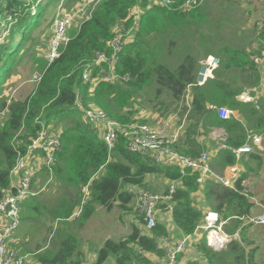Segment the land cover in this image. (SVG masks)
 Wrapping results in <instances>:
<instances>
[{"label":"trees","instance_id":"1","mask_svg":"<svg viewBox=\"0 0 264 264\" xmlns=\"http://www.w3.org/2000/svg\"><path fill=\"white\" fill-rule=\"evenodd\" d=\"M53 1L58 3L61 0ZM85 1L88 0H66L64 8L74 6L73 3L79 6ZM138 1L144 11L141 26L115 63V71L121 76L128 75L129 80H104L100 75L104 74L108 65L97 64L95 59L100 52L111 55L110 41L121 23L131 24V11ZM176 1L180 5L186 0ZM28 2L0 0V199L15 191L11 171L17 163L18 152L13 140L16 136L26 142L31 140L41 129V124L37 122L39 118L58 131L62 148L57 153L54 176L59 192L54 191L55 195L39 202L36 209L38 212L44 210L50 219L58 221L60 226L64 225L62 229L67 227V230L55 231L58 239L56 250L48 255H38L39 263L82 264L84 254L79 249V236L72 225L76 222L80 227L84 225L97 206L109 210L118 202L126 210L133 199L128 191L130 186L168 193L171 183L175 182L176 191L164 206L170 209L169 215L173 217L175 226L185 234H193L203 223L201 202L225 219L236 218L232 231L238 229L240 222L237 219L248 217L253 207L250 198L241 192L244 182L253 171L264 168L263 154L252 152L238 162L234 153L250 135L264 134V104L260 102L261 105L257 106L238 99L246 88L257 86L260 82L261 71L253 62L257 50L252 52L230 44L223 45L217 52L221 64L215 71L216 78L198 85L199 60L193 52L186 54L174 69L160 62V54L165 52L169 37L184 35L189 31V24L206 21L204 6L180 10L153 5L152 0H101L91 19L82 25L58 58L51 64L42 55L32 61L38 65L43 77L38 84L27 85L23 80V69L19 68L27 64L28 54L40 44L35 31L40 27L48 7L45 1L40 0L34 11ZM3 26L4 29L10 28L6 34L1 32ZM174 42L177 43H171ZM209 52L213 51L206 53ZM87 64L93 67V78L100 77L94 85L84 81ZM14 75L18 76L12 83ZM152 84L157 86V97L167 92L176 101L184 98L188 87L192 88L191 116L196 123L190 128V134L197 132L200 118L204 126L209 124L226 131L225 147L217 150L214 160L221 168L238 163L242 165L234 188L224 187L214 178H208L201 185L198 183L200 172L186 168L182 173L175 166L161 165L148 155L132 152L123 136L115 149L109 151L101 131L86 124L82 113L74 106L79 93L85 106L101 108L109 118L128 123L136 120L134 117L139 114L135 107L138 96ZM208 103L211 108L206 107ZM222 106L233 109L236 116L222 119L216 109ZM74 111L79 113V121L74 125L60 129L52 120ZM175 147L180 153L193 158H199L204 152V146L195 139L189 142L187 148ZM151 175H159L167 181L165 190L158 192L150 185L147 177ZM86 185L90 186L91 195L82 205V188ZM135 217H131L130 234L120 240L110 238L105 241L99 250L97 264H106L110 260L115 264H154L139 253L141 250L146 254L162 255L155 237L168 235V227L160 222L147 230L145 216L136 212ZM199 250L203 258L188 264H247L248 261L247 250L238 241H232L227 249L221 251H215L203 241Z\"/></svg>","mask_w":264,"mask_h":264},{"label":"built area","instance_id":"2","mask_svg":"<svg viewBox=\"0 0 264 264\" xmlns=\"http://www.w3.org/2000/svg\"><path fill=\"white\" fill-rule=\"evenodd\" d=\"M28 1L31 2V0ZM100 1L101 0H88L79 6H74L71 10H67V8H64L63 4H60L55 13L50 31V41L47 47L41 50L39 46L38 49L40 50L37 49L48 64H51L61 55L62 49L65 48L72 40L73 36L79 32L82 25L91 19ZM152 1L153 5L169 9L192 10L201 5L204 0H186L180 5L177 4L176 0ZM249 2L259 5L264 2V0H249ZM30 4H32V8H34V3ZM143 13L141 2L138 1L131 11V24L121 23L115 31L109 44L112 50L111 55L105 52L98 53L95 63H106L108 65V69L104 71L103 75H100L102 79L112 82L122 79L129 80L128 75L121 76L115 71V63L119 60L120 53L123 51L125 45L134 39L135 32L138 31L141 26ZM75 20H77V27L74 32H71L70 28ZM0 21H2L1 16ZM255 29L258 31L259 35L264 33V20L257 21ZM0 40L2 39L0 38ZM253 62L261 71L260 82L257 86L245 90L238 96V99L244 102H252L258 106V98H264V47L253 55ZM220 64L221 59L214 55H209L201 60L200 68L197 73L198 85H203L208 79L214 77V72L220 67ZM92 68L91 64H87L83 78L86 83L94 85L100 77L93 78ZM42 77L43 73L41 71H36L34 74V81L38 84ZM74 106L82 113L83 120L86 124L91 125L97 131H101L102 137L109 147V151L115 149L119 138L123 136L127 140L129 150L132 152L148 155L152 157L156 163L161 165L175 166L182 173H184L186 168L200 172L198 178V183L200 184H203L208 178H214L222 186L234 188L233 181L236 178L237 170H239L237 165L233 166V173L230 175L218 173L214 171L210 165V153L208 151H204L199 158L184 155L174 146L177 140L176 137L164 134L157 128L137 120L128 123H119L109 118L107 112L103 109L94 106H85L79 93L74 102ZM216 109L222 119H230L236 116L235 111L229 107L222 106ZM37 122L41 124V129L37 131L36 135L31 140L26 142L24 139H19L17 136L13 140V145L18 152L17 163L11 171L12 185L15 191L8 192L0 199V264H25L24 260L26 257L21 255L16 249L10 248L8 242L21 225V207L23 202L28 196H35L40 192L35 190L36 178L42 172L49 175L50 181L53 180L55 176L57 153L62 148L61 139L56 129L47 126L45 122L41 121L39 118ZM252 152L264 154V136L262 134L250 135L244 145L234 150L238 162L241 161L242 158L248 157ZM128 191L133 196L135 211L145 216L146 229L150 230L158 223L167 220L171 211L165 208L164 205L172 199L173 193L176 191V183H171L168 193H155L149 189L138 186H130ZM241 192L243 195L250 198L252 202L256 203V198L252 194L248 181L245 182ZM82 193L83 205L90 198V186H84L82 188ZM162 215L165 216L161 218ZM243 219H247L259 225H264V209L258 215L250 214ZM228 221V218H223L217 211L209 210L204 214L203 223L198 226L197 230L202 229L206 231L207 244L209 247L214 250H221L230 243L229 236L224 232V227ZM192 235L193 234H185L180 240H175L168 235L156 236L155 239L158 249L162 250L161 257L165 260V262L160 264H182L180 259L182 254L186 251ZM139 253L152 260L154 264H158V262H154V260L159 258V255L146 254L142 250L139 251Z\"/></svg>","mask_w":264,"mask_h":264},{"label":"rangeland","instance_id":"3","mask_svg":"<svg viewBox=\"0 0 264 264\" xmlns=\"http://www.w3.org/2000/svg\"><path fill=\"white\" fill-rule=\"evenodd\" d=\"M41 1H45L44 4L46 3L48 5L43 21L40 27L35 31V36L39 38V43H41L40 49L42 50L47 47L46 43L50 41V31L52 28L51 25L54 14L60 4H63L64 6L66 0H61L58 3L53 0ZM30 3H35V1L32 2L31 0L29 4ZM239 4L240 2L235 0H204L200 6H204V9L206 10V21L198 24H189L187 26L189 31H187V33L185 32L186 34L183 36L179 35L182 37H169L165 52H161L160 54V62L174 69L180 62H182L188 53L193 52V55L199 57L207 51L218 52L225 44L234 46L235 43L240 41L238 32L243 31V26L248 25L246 17L242 11V7L240 6L241 8H238ZM72 5L75 6L76 4L73 3ZM74 6L68 8L67 10H71ZM35 9H37V7H35ZM76 27L77 20H75L71 26L70 31L74 32ZM4 28L5 26L2 27L1 32L6 34L10 28ZM249 36H251V34H249ZM173 41H177V43H171ZM38 48L39 44L33 52L30 51L28 54L27 64H23L19 68L23 69L24 74L22 76L27 85L36 83L34 81V74L39 70L38 65L33 63L32 59H35V55H38V50H40ZM17 76L18 75H14L12 77V83L15 82V78ZM10 86H12V84ZM156 88L157 86L152 84L149 89H146V91L142 92L141 95L138 96L135 107L139 110V114L134 117V119L137 121L142 120L144 123L157 128L159 131H161L160 129H162V126L166 127L167 125L172 124L169 123L167 119L173 118H168V116H178V118H176L177 124H182L183 119L188 120L192 113L190 114V112L185 110L187 101L186 97H184L181 101H176L172 99L167 92H164L163 95L157 97ZM1 118L2 116H0V119ZM52 120L60 126V129L66 128L79 121V113L74 111L70 115H60L54 117ZM216 139H221L220 143L224 140L223 136H217ZM149 177V183L154 188H157V185L161 188L164 186V182L157 179L156 176L154 177L151 175ZM35 183V190L40 192L35 196H28V198L23 202L21 207V218L23 222H21L20 227L11 236L8 242V246L10 248L17 249L21 255L26 254L29 250H34L40 243L45 242V239L47 238L46 234H48L47 229L50 227L45 228L42 224H46V219H52H50L44 210L38 212L36 207L39 206V202H44L51 195H55L53 194L54 191H57L56 193L59 192L55 179L50 181L49 175L45 172H42L36 178ZM134 204L135 202L132 199V201L127 205L126 210L123 209L118 202H116L109 210L103 206H97L95 213L84 223V225H81L80 227L79 223L76 222L74 224V228L78 232L81 230L84 240L83 242L87 246L86 248H92V236L90 235L93 233L96 234V238L93 240L94 244L97 246L96 248H98V246L107 238L120 240L124 238L126 234H130L132 231L131 223H133L131 217L133 216V219L136 218ZM101 213H105L104 216H102ZM57 223L59 224V222ZM55 224L56 222L53 221V228L56 227ZM63 226L58 227V230H67V227L62 229ZM82 228L84 229L82 230ZM89 241L91 243H89ZM27 257L28 255L24 260L25 264L32 261V256L29 258Z\"/></svg>","mask_w":264,"mask_h":264},{"label":"crops","instance_id":"4","mask_svg":"<svg viewBox=\"0 0 264 264\" xmlns=\"http://www.w3.org/2000/svg\"><path fill=\"white\" fill-rule=\"evenodd\" d=\"M235 1L240 2V4L238 5V8L240 9L242 7V11L244 13V16L246 17V21L248 25H245L242 27L243 31L238 32L240 41L235 43L234 47L244 48L252 52H255L256 50L258 51L261 46L264 47V33L259 35L258 31L255 29V25L257 21L264 20V2L260 3L259 5H256L254 3H250L249 0H235ZM249 34H251V36H249ZM181 35L183 36V34ZM37 54H38L37 56L35 55V59H37L38 56L41 55L39 51ZM209 55H214L218 57L219 54L217 52H209V53L205 52L201 56L197 57V59L199 60L198 69L200 68V61ZM35 59H32V60H35ZM212 78H216L215 72H214V77ZM247 89L248 88H246L245 90ZM184 97H186L187 99L185 110L187 112H190L191 114L193 113V105H192L193 92H192L191 87H188V89L185 92ZM260 102L261 104H264L263 97L258 98V105L260 104ZM206 107L211 108V105L208 103ZM170 117L173 119H167V121H169V123H172V124H169L166 127L162 126V129L160 130L164 134L176 137L177 140L175 142V146L178 145L180 148H187L189 142L195 139L199 145L204 146L203 148L204 151H208L210 153V165L212 166L214 171L221 173V174H226V175H230L233 173L232 172L233 166L221 168L218 166V164L214 160L216 157L217 150L219 148L225 147L223 144L224 140H222L223 142L220 143L221 139H216L217 136H223L224 139L226 138L227 133L223 128L217 127V126H211L209 124L204 126V124L201 121L202 119L199 117L200 120L198 121L199 124L197 126V132L190 134L189 133L190 128L192 127L194 123H196L195 119L191 115L188 118V120L183 119L182 124H179V123L177 124L176 118H178V116L176 115L168 116V118ZM262 135L264 136V134ZM236 165L238 166L239 170H237L236 178L233 181L234 187H235V180L240 176L242 172V165H240L239 163ZM153 176L154 177L156 176L157 179L164 182V186H162V188L159 187V185H157L158 192L165 190L168 184L167 181L161 176H158V175H153ZM149 178L150 177L148 176L147 177L148 181H149ZM247 181L249 183V187L252 190L253 196L256 198V203H257L256 204L251 201L253 203L251 214L258 215L264 209V168L258 171L256 170L253 171L252 175ZM200 207L202 211H204V214L206 213V211L212 210L206 205L205 202H201ZM104 214L105 213H101L102 216H104ZM164 216L165 215H162L161 218H163ZM237 220L240 222V227H238V229H236L235 231H232V227L236 225V218H230L224 228V232L230 238V243L232 241H238L244 244L247 250V256H248L247 264H264V225H259V224L250 222L247 219H243V217ZM55 222H56L55 224L56 227L54 228L52 227V223H53L52 220L46 219L47 225L42 224L45 228L50 227L49 229H47L48 230V234H46L47 238L45 239V242L40 243L34 250H29V252L23 255L25 257L28 255L27 258L32 256V261L31 262L29 261L30 263L27 262V264L28 263L29 264H40L38 260V255H45V254L48 255V254L53 253L56 250L58 239L55 235V231L58 230V227H60V225L57 223L58 221H55ZM162 222L169 229L168 236H171L175 240H180L181 238L184 237L185 233L180 232L178 230V228L173 223V217L171 215H168L167 220H164ZM83 229L84 228H82V230ZM74 230H75L74 232H77L79 236V241H80L79 249L84 254V260L82 264H97L99 250L104 245L105 241L110 238L105 239L104 242L101 243L98 246V248H96L97 246L93 242V240L96 238V234L93 233L92 235H90L92 236L91 237L92 243L89 241V243H91L92 245V248L88 249L86 248L87 246L83 242L84 240L82 237L83 235L81 234L82 233L81 230L79 232L75 228ZM203 241L207 242L206 231L202 229L196 230L192 235V238L186 248V251L184 252V254H182V257L180 259L182 264H188L195 259L201 260L203 258V254L199 250V245ZM227 247L228 245L224 249H221V250H225L227 249ZM221 250H215V251H221ZM154 262H158V264H160L162 262H165V260L160 255L159 258L154 260ZM106 264H115V263L114 261L110 260Z\"/></svg>","mask_w":264,"mask_h":264},{"label":"clouds","instance_id":"5","mask_svg":"<svg viewBox=\"0 0 264 264\" xmlns=\"http://www.w3.org/2000/svg\"><path fill=\"white\" fill-rule=\"evenodd\" d=\"M39 1H37V2L34 3V8H33L34 11L36 10L35 7H37V4H38ZM30 5H31V8H32V4H30Z\"/></svg>","mask_w":264,"mask_h":264},{"label":"bare ground","instance_id":"6","mask_svg":"<svg viewBox=\"0 0 264 264\" xmlns=\"http://www.w3.org/2000/svg\"><path fill=\"white\" fill-rule=\"evenodd\" d=\"M214 235H216L215 233H213Z\"/></svg>","mask_w":264,"mask_h":264}]
</instances>
